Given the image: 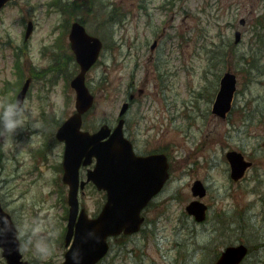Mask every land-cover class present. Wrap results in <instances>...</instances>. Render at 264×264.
Segmentation results:
<instances>
[{
    "label": "rangeland",
    "instance_id": "374dc122",
    "mask_svg": "<svg viewBox=\"0 0 264 264\" xmlns=\"http://www.w3.org/2000/svg\"><path fill=\"white\" fill-rule=\"evenodd\" d=\"M51 2L53 0H15L0 13V108L9 96L5 93L9 88L7 82L19 80L14 72L15 48L22 46L30 20L34 22V31L26 40L24 73L32 71L30 62L39 68L51 63L50 57L43 58L42 47L55 41L58 36L55 28L59 22L63 34L61 25L65 22L58 4L53 7ZM98 2L100 7L96 11L87 12L86 7L81 9L87 21L85 26L106 43L100 61L87 76L96 98L93 110L86 117V126L93 131L104 122L114 123L122 104L120 100L127 94L129 84L136 81V93L140 95L141 89L145 91L130 115L138 116V119L144 116L139 124L146 132H137L139 126L134 120L129 124L131 135L141 146L158 149L168 145L172 166V179L167 189L146 210V232L143 230L132 236L131 245L126 247L129 252L122 250L119 255L115 253L121 240H126L113 239L111 243L115 248L102 264H209L210 252L196 251L192 241L210 245L216 256L224 248L216 245L229 239L232 232L222 229L219 233V226L213 236V224L232 229V222L229 225L226 221L220 222L219 216L224 214L232 221L239 213L253 222V229H250L248 221H240L244 226L241 239L250 244L257 259L263 260L259 264H264V244L261 245L264 243V120L258 113L254 114L252 104L256 96L264 95V84H247L248 75L246 71H240L243 64L236 46V52L216 47L221 38L235 40V31L239 30L242 32L241 51L248 49L252 30L260 23L255 19L264 13V0ZM143 3L146 11L140 8ZM105 5L109 6L103 7ZM106 9L115 10L117 20L123 16L122 24L107 26ZM72 17L71 21L77 18ZM242 18L246 20L245 24H241ZM155 39L159 41L153 48ZM69 43L68 39L63 50L72 54ZM219 51L224 55L222 63L207 71L210 56ZM158 57L165 64L163 71L168 69L171 73L166 80V94L161 91V79L155 68ZM76 70L75 61H72L71 77ZM225 71L238 75L239 87L234 115L231 119L221 120L211 107ZM53 77L50 75L39 81L33 78L25 101L28 104L25 126L11 139L0 134V199L20 228L24 258L30 260V264H61L66 250L62 246L65 237L62 232L67 226L68 187L54 181L59 173L53 165L62 154V145L53 148L49 164L36 160L44 142L59 128V124H51L42 130L43 111L47 112L46 116L53 111L57 118L66 119L76 105V93L73 88H67L64 76L58 77V84L49 89V94L45 92L48 90L45 84L48 85L47 81ZM214 85L216 89L212 92ZM199 91L202 93L198 97L195 93ZM47 94L45 104L41 97ZM13 96L16 101L17 96ZM164 97L172 103L168 108H165L167 100ZM192 99L194 103H190ZM242 108L245 118L239 111ZM147 140L149 143L145 144ZM229 149L240 150L253 162L245 178L238 182L231 178L230 163L226 158ZM196 179L209 185L204 200L210 208V221L196 230L182 228L177 236L175 230L183 225L179 218L185 212L186 204L195 199L191 186ZM104 201L105 193L92 185L80 196V203L91 215L97 214ZM186 242L188 247L183 245ZM141 258H144L143 262ZM0 264H6L1 249Z\"/></svg>",
    "mask_w": 264,
    "mask_h": 264
},
{
    "label": "water",
    "instance_id": "95a60500",
    "mask_svg": "<svg viewBox=\"0 0 264 264\" xmlns=\"http://www.w3.org/2000/svg\"><path fill=\"white\" fill-rule=\"evenodd\" d=\"M7 0H0V8ZM71 39H73L74 49L77 51L78 61L82 68L80 74L72 81L78 93L77 108L71 118L62 126L58 133L59 138H66L68 141L66 153V168L70 169L69 155L72 158L75 154L81 156L97 155L99 158L95 170L89 173V179L94 180L98 187L109 191L107 203L103 207L97 218H89L85 209H82L78 222L76 223L75 239L66 252L63 264H96L107 252L109 245L107 238L109 235L131 232L140 229L144 216L142 209L149 203L151 197L162 189V185L168 178V163L166 155L153 154L149 157L136 156L133 146L128 138L123 134V124L115 129L108 139L109 128L104 125L99 131L90 134L88 131H81L83 120L82 113L92 107L94 96L86 86L85 75L87 70L96 61L100 52V41L86 34L85 28L80 23L73 26ZM240 33H237V40ZM95 40L92 47H88L90 39ZM237 76L227 72L223 75L221 88L216 96L213 105L214 111L225 117L231 109L234 93L237 89ZM125 109V108H124ZM105 139V140H104ZM228 158L232 164L231 174L235 179L242 177L244 171L251 162H246L240 152L230 151ZM78 165V164H77ZM146 170L144 179L143 168ZM77 170V167H76ZM70 171V170H69ZM140 173L143 175L140 176ZM75 186L71 188V219L67 233V244L73 234V220L78 212V170H74ZM84 187V183L82 184ZM194 195L200 197L206 194V187L200 180L193 186ZM189 213L196 219L203 220L206 213V205L195 200L187 205ZM18 230L14 223L0 205V246L4 248V255L9 264H27L22 261L20 242L17 238ZM248 253L244 244L230 246L222 253L216 264H239Z\"/></svg>",
    "mask_w": 264,
    "mask_h": 264
},
{
    "label": "flooded vegetation",
    "instance_id": "af4514ba",
    "mask_svg": "<svg viewBox=\"0 0 264 264\" xmlns=\"http://www.w3.org/2000/svg\"><path fill=\"white\" fill-rule=\"evenodd\" d=\"M57 29H58V37H57V39L59 40V43H58V46H57V48L56 47H54L55 46V44L53 43L51 46L53 47V49H58L59 50V57H60V61H61V72H63V74H62V76H64L65 77V72H64V61H63V49H62V39H61V28H60V22L57 24ZM42 51H43V55H45V53H46V47L45 48H43L42 49ZM155 68H157L158 70H159V67L156 65V67ZM46 72H48V70L46 71ZM168 76H170V70H167L166 72H163L162 73V76H161V79L163 80V78L165 79L164 81H166V78H168ZM164 81L163 82H161V85H160V87L161 88H164L165 87V84H164ZM130 94L128 95V98L126 99V100H124V99H121V102H124L125 103V101H127V102H129L128 104V106H129V108H128V110H127V112H126V115H125V122H124V124H125V128H124V132H125V135H127L130 139H131V141H132V143H133V146H134V149H135V152H136V154L137 155H142V156H149V154H152V153H160V152H163V153H165L166 155H169V153H168V149H169V146L168 145H165L164 144V147H160V148H158V149H156V148H150L149 147V145H147V146H141L140 144H139V140H137V138H135V137H132V135H131V131H130V125H131V123L132 122H134V120H136L137 121V124H138V130H137V132H139V133H142L143 131L144 132H146V130L144 129V128H142V126L139 124L142 120H143V118H144V116L142 115V116H140L139 117V119H138V116H131L130 115V112H131V110H133L134 109V107H136V106H138L139 105V101L141 100V97H143L144 96V89H141V91L142 92H140L139 94L140 95H138L137 93H136V81H134L133 82V84L131 85V89H130ZM41 98H44V97H41ZM167 101H165V108H168L172 103H170V102H168L169 100L168 99H166ZM43 103H45L46 104V102H43ZM157 114V112H155V115ZM120 117H118V118H116V120L118 121V119H119ZM45 120V119H44ZM130 124V125H129ZM111 126H115L114 124H110ZM112 128H115V127H112ZM56 134V133H55ZM55 134L53 135V136H51L50 138H49V140L48 141H45L44 142V145H43V147L44 148H46V149H49V150H47L46 152L47 153H45V154H42V153H40V154H38L37 156V161L40 163L41 161H46L48 164L51 162V160H50V153L53 151V148L56 146V145H62V149H63V151H62V154H61V156H59V161H58V166H57V169H56V171L59 173V174H63V154H64V147H65V143L61 140H59L58 138H56V136H55ZM140 135H142V134H140ZM145 144H148L149 142H148V140L147 141H145L144 142ZM162 149H164V150H162ZM42 152V151H41ZM44 152V151H43ZM169 158H170V155H169ZM71 159V165L73 164V159H72V157L70 158ZM96 160V159H95ZM95 160H94V162H93V164H92V166L91 167H94V164H95ZM170 161V160H169ZM170 168H169V179H168V181L165 183V185H164V189L163 190H166L167 188V186H168V184H169V182H170V180L172 179V175H171V170H172V166H171V161H170ZM82 171H84V170H86V172H88V167H84V168H82L81 169ZM147 170L149 171V169L147 168ZM83 177H84V175L82 174V176H81V179H83ZM61 182H63V180H62V178H61ZM90 184V183H89ZM67 185V184H66ZM68 186V185H67ZM162 190V191H163ZM162 193V192H161ZM240 227L241 226H237V229L238 230H236V232L238 233V234H240V231H241V229H240Z\"/></svg>",
    "mask_w": 264,
    "mask_h": 264
},
{
    "label": "trees",
    "instance_id": "16d2710c",
    "mask_svg": "<svg viewBox=\"0 0 264 264\" xmlns=\"http://www.w3.org/2000/svg\"><path fill=\"white\" fill-rule=\"evenodd\" d=\"M261 35L258 38L259 45L256 47L254 54L251 53L250 48L248 49H242L237 46L233 41L230 39L226 40V43H222L221 46L218 47H226L227 49H230L232 52H236L235 46L237 48L238 53L241 55V62L243 66L240 68L241 72L246 71V74L248 75L247 84L253 83H263L264 82V38ZM217 47V46H216ZM216 59L218 61H216ZM223 56L218 52L216 55H211L210 60H212L213 66L217 64H221L220 61H222ZM255 76V77H254ZM252 102H255V112L259 114L260 118L264 120V95L256 96L252 100ZM184 218L189 221V223L194 226V223L189 220L188 216L185 214ZM187 221H185V226L188 230L192 229L190 225H188ZM124 247L127 245L125 242L122 243ZM185 247H188V242L183 243ZM246 264V263H245Z\"/></svg>",
    "mask_w": 264,
    "mask_h": 264
},
{
    "label": "clouds",
    "instance_id": "9594fccd",
    "mask_svg": "<svg viewBox=\"0 0 264 264\" xmlns=\"http://www.w3.org/2000/svg\"><path fill=\"white\" fill-rule=\"evenodd\" d=\"M27 102H8L0 108V134L9 139L15 136L18 130L23 128L28 120Z\"/></svg>",
    "mask_w": 264,
    "mask_h": 264
},
{
    "label": "bare ground",
    "instance_id": "6f19581e",
    "mask_svg": "<svg viewBox=\"0 0 264 264\" xmlns=\"http://www.w3.org/2000/svg\"><path fill=\"white\" fill-rule=\"evenodd\" d=\"M62 74H63V72H61V67H60V68L58 69L57 73L54 75L53 78L58 77V75H59V76H62ZM44 78H47V77H43V78H41V80H43Z\"/></svg>",
    "mask_w": 264,
    "mask_h": 264
}]
</instances>
